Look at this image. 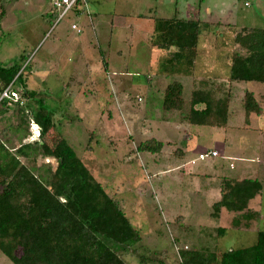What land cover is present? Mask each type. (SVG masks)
<instances>
[{"label": "rangeland", "instance_id": "rangeland-1", "mask_svg": "<svg viewBox=\"0 0 264 264\" xmlns=\"http://www.w3.org/2000/svg\"><path fill=\"white\" fill-rule=\"evenodd\" d=\"M149 1L154 3V0H84L55 21L49 18L54 0H0V61L4 66L16 63L22 66L27 90L40 95L26 104L35 107L38 98L43 99L58 127L46 122L45 125L39 122L31 125V119H28L29 124H24L23 116H30L26 111L28 107L15 104L9 106L6 114L0 115V138L13 148V152L22 144H30L26 150L29 156L20 159L48 185L59 162L42 154L41 142L44 140L39 136V130L41 132L44 127L46 139L53 146L59 141L58 132H61L107 193L117 200L118 196L123 198L133 226L141 235L133 252L121 254L127 264H182V250L220 255L252 246L257 241L258 231H264V199L263 217L253 218L249 224L241 218L236 226L234 220L239 215L224 213L221 219L215 218L212 206L196 200L191 192L194 188L185 187L178 179L176 184L179 181L182 186L177 190L189 188L185 200L181 201L186 207L169 201L166 207L165 202H158L161 199L159 189L154 194L149 190L152 174L145 170L146 160L152 155L139 153L138 146L155 135L167 139L169 130L159 127L161 121L157 119L171 113L181 121L187 119L191 99L186 87L181 111L160 108L164 111L160 115L152 110L158 108L157 103L163 101L169 84L179 82V77H166V82L158 76L169 52L151 45L154 13L149 22L134 19L133 11L138 6L145 11ZM159 1L165 17L184 16L185 12L194 9L189 6H194L201 10L202 19L211 23L208 26L204 23L205 28H202L203 37L210 32L214 34L207 38L211 41L214 36V48L206 49L209 61L206 64L210 65L211 74H221L227 69V56L234 50L236 28H264V0ZM2 9L5 16H1ZM229 23L234 26H228ZM73 24L82 32L73 29ZM204 54L202 48V57ZM244 86L252 91L260 84L245 83L234 89L236 114L230 119L231 130L227 131L229 143L223 140L225 131L194 128L201 133L197 147L202 151H210L215 141L224 144L223 156L206 159L207 164L215 165L219 176L240 177L238 167L246 161L258 165L255 170L264 171V160L258 159V155L264 158V135L249 134L242 139L239 133L245 120L240 96ZM15 87L21 92L24 89L21 85ZM150 89L154 94L163 93L153 97L149 94ZM150 121L156 124V132L151 124L148 125ZM251 121L255 128L262 122L254 114ZM242 145L252 156L256 153V161L246 158L244 162L236 156ZM206 162H198L193 168L201 167L199 173H205ZM202 182L197 180V183ZM154 186L158 187L157 184ZM138 200L143 207L142 210L138 207L140 216L137 218L130 206ZM0 264L13 263L0 251Z\"/></svg>", "mask_w": 264, "mask_h": 264}, {"label": "trees", "instance_id": "trees-1", "mask_svg": "<svg viewBox=\"0 0 264 264\" xmlns=\"http://www.w3.org/2000/svg\"><path fill=\"white\" fill-rule=\"evenodd\" d=\"M4 11L2 9L1 16H5ZM50 11L49 18L58 20L59 13L53 5ZM153 20L151 45L169 52L162 63V71L174 75L192 70L198 55L200 17ZM234 43L236 48L228 81L264 84V63L258 62L259 57L264 58V28H236ZM21 69L17 63L4 66L0 61V91L11 84L21 85L24 89L19 91L25 105L40 95L27 90ZM183 97L184 87L180 82L169 84L163 108L181 111ZM242 101L246 120L251 114L264 113L260 100L252 92L247 91ZM230 102V85L196 80L187 120L194 126L226 128ZM0 105V115H4L9 106L15 104L2 100ZM35 105L24 106L28 107L26 111L30 116H23L22 122L29 124L28 119H31V125L33 122L52 123L57 129L44 100L39 97ZM200 105L203 108H197ZM46 134L42 126V154L59 162L48 185L20 159L29 156L26 150L30 144H22L13 152L0 138V251L13 264H127L121 254H130L136 249L141 241L139 230L126 215L120 200L107 193L62 133L58 132L60 138L55 146L49 144ZM162 147L163 143L149 139L140 143L137 150L143 154H156ZM263 188L259 179L224 178L221 199L212 206L213 216L219 218L225 208L239 215L234 220L236 226L241 218L249 224L258 215L249 209V203L263 192ZM257 234L254 245L220 255L182 250V264H264V231L259 230Z\"/></svg>", "mask_w": 264, "mask_h": 264}, {"label": "crops", "instance_id": "crops-1", "mask_svg": "<svg viewBox=\"0 0 264 264\" xmlns=\"http://www.w3.org/2000/svg\"><path fill=\"white\" fill-rule=\"evenodd\" d=\"M189 7H193L194 9L191 11L188 10L187 13L185 12L184 16L173 15V17H178L180 19L181 18L194 19L195 16L200 17V20L202 22L201 23V34H200L199 43H198V55H197V59L195 61L194 68L192 70H189V72H187V73L174 74V75L163 72L161 69L158 76L159 77L162 76V79H165L166 82L168 81L166 77L170 78V77H177L178 76L179 82L184 87V92H185V89L187 87L190 94L194 88L196 80H213V81H216L217 83L218 82H225L226 85H230V87H231V102H230V114H229L228 125L226 128H221V129L210 128L212 130L219 131V132L225 131V133H227V134L224 135L223 140L227 144V143H229V140H230L227 131L229 130V128L231 130V127H232V125L230 123V119L232 118V116H234V114H236V112L233 108L234 89H236V87H238L241 84L245 85L246 82H232V83H230L228 81L229 76H230V71H231V65H232L231 59H232L234 50L236 48L235 43H234L233 52L230 55L228 54V56H227V61H226L227 62V67H226L227 69L225 71H222L221 74H219V73L211 74V70L209 67L210 65L206 64L207 62H209L206 49L214 48V42H215V40L213 41L214 36H212L213 38L211 41L207 39V38H209V36L214 35V34L210 32L206 35V37L205 36L203 37V35H202V33H203L202 28H205L206 23H207L206 26L211 25V23L205 22L202 19V12L200 9H196L194 6H189ZM144 8H146L145 11H142V9H139V6H138L137 9L135 11H133L134 19H137V21H138L139 19L141 20V18H142V21L149 22L150 20H152L151 19L152 13H154V15H155L154 18H159V17L160 18H170V17H165V15H164L165 11L163 10L164 7L162 6V4H160L159 0H154L153 4L151 3V1H149L148 5L145 6ZM159 14H160V16H159ZM175 14H178V11ZM227 25L229 26V25H233V24L229 23ZM227 25L225 24V27ZM241 28H243V27H241ZM253 28H258V27H253ZM204 38L206 40H203ZM202 44H203V46H202ZM202 48H203V52L205 53L203 57H202ZM219 55H220V53H219ZM258 62L264 63V58L259 57ZM221 67L222 66H220L219 70L221 69ZM212 68L214 69L215 66H212ZM247 91L252 92L255 95V97H257L260 100L261 105L263 107V105H264V84H260V86H258V87L255 86V88L252 91L247 89V86L242 87V92L240 93L241 98H244ZM162 93H163V91H158L156 94H154L151 92V89L149 91V94L152 95L153 97L156 95L159 96V94L161 95ZM162 102L163 101H160L157 103L158 108L155 107L152 109L154 111H158L160 113V115H162L161 112L163 111V110L162 111L160 110V108L163 109ZM241 103L243 106V101ZM200 106L201 107H197V108H199V109L203 108V105H200ZM263 112H264V107H263ZM254 115L261 118L262 122H260V124H259L261 127L259 125H258L259 127H256V128L253 127L252 121H251L253 114H251L249 116V120H246V114H245L244 128L242 130L241 129L239 130V131H242V132H239V133H241L240 137L242 139L245 138L246 135H249V134H253V135H256L258 137L259 136L263 137V135H264V129H263L264 128V113L262 115H257V114H254ZM157 120L161 121V123L159 124L160 126L158 125L159 127H161V128L165 127L166 130H169V133L167 131V139H163V138L158 137L156 135L147 138L148 140L149 139H155L156 141L163 143V147L159 153H156V154L144 153V154L145 155H152V157L148 156L150 159L147 157L148 160H146L147 165H146L145 171L152 174L151 178H149L150 182H151V185H149L150 186L149 190L151 191V193L154 194L156 189H159V191H160L161 199H158V202L160 204L165 202L166 204H164V205H166V207H167V201H169L172 204L177 202V204L180 207L181 206L186 207V205L183 204V202H181V201L185 200V193L188 191V189L191 186L192 188H194V189H191L193 197H195L196 200L198 199V201L200 200V203L201 202L209 203V206L211 207L214 205V203H216L217 201H219L221 199V196H222L221 183H222V180L224 178L234 179V180H239V181L244 180V179H259L260 181L263 182V186H264V171L262 172L260 169H258V171H257V170H255V168L258 165L255 166L253 163H250V161H246V162L244 161L246 158H248V159L254 158L252 160H255V161L257 160V158H256L257 156L254 157V155L256 153H253V156H252L250 153V150L249 151L246 150L247 147L242 145L240 154L236 155L239 159H241L242 161L245 162L244 164H240V166L238 167V169L241 172V176L240 177L238 176V178H234V177L232 178V177H228L226 175L225 176H219L218 173L215 172L216 167L214 164H212V163L207 164V162H206L207 158H205L203 160H201L199 158V155L201 153L208 152V151H202L201 147H197L199 144V137H200L201 133H199V130H195L194 128L200 127V126H194V125L190 124V122L187 119L182 120V121L180 119H176V116L174 117V114H172V113L165 116L164 118L162 116L161 119H157ZM150 124L155 128L154 132H156V130H158L156 128L157 127L156 124H154L152 121L148 122V125H150ZM243 130H245V131H243ZM31 132H32V129H31ZM39 132H40V130H39ZM151 133L154 134L153 132H151ZM242 133L244 135H242ZM36 140H33V141H36ZM258 141H262V140L259 139ZM243 143H244V140H243ZM224 148H225V146L222 142L215 141V146L212 147L210 151H217L218 156L214 157L213 159L220 158L221 156H223L224 155ZM10 149L13 150V148H10ZM260 151L262 152L263 150H260ZM196 154H198V156H196ZM208 158H210V157H208ZM258 159L264 160V158H262L260 155H258ZM169 160H172V161H169ZM198 162H206L204 164L207 167L205 173H199L201 170V167L193 168L195 165L198 164ZM230 170L233 171L232 169H230ZM176 179L180 180V182H182V185H184L185 187L189 186V188L184 187L185 189H183L181 187L179 190H177L181 184L179 185V181L176 184ZM198 179L203 181L202 184L197 183ZM189 180H192V181H190V184L188 185L187 182ZM153 183L155 185L157 184L158 187L154 186ZM175 185H178V186L176 187ZM153 194H151V195L153 196ZM187 197L188 196L186 195V198ZM121 198L122 197L118 196V199L120 200L122 206L124 207L126 215L131 220L130 214H128V212L125 209L123 198L122 199ZM263 199H264V188H263V192L260 195H257L249 203V209L255 213H258V215L255 218L263 217V213H262V209H261ZM139 201L140 200L137 201L138 202L137 204L130 206V211H132L137 218L140 216L139 210L137 211L138 207L141 210L143 207V204L140 203ZM161 201H163V202H161ZM126 204H127V202H126ZM133 208H135V209H133ZM224 213H226L227 215H238L237 213L229 212L228 210L223 208L220 212L219 219H221V217H222V215H224ZM131 222H132V224H134L133 221H131Z\"/></svg>", "mask_w": 264, "mask_h": 264}, {"label": "built area", "instance_id": "built-area-1", "mask_svg": "<svg viewBox=\"0 0 264 264\" xmlns=\"http://www.w3.org/2000/svg\"><path fill=\"white\" fill-rule=\"evenodd\" d=\"M81 1L84 0H54L53 3L54 8L59 13L58 19L60 20L61 18L65 17L72 9L77 8V6ZM72 28L77 30L78 33L82 32V30L76 24H73ZM2 100H10L12 104H18V103H20L21 105L24 104V99H22V94L20 93L19 90L15 88L13 84L5 87L4 89H2V91H0V101ZM33 124L34 122L32 123V125ZM39 136H40V132H39ZM217 156H218L217 151H208L206 153H201L199 155V158L203 160L208 157L214 158Z\"/></svg>", "mask_w": 264, "mask_h": 264}]
</instances>
